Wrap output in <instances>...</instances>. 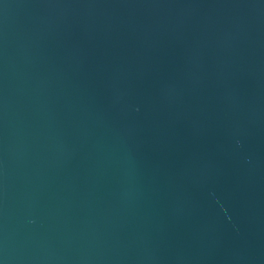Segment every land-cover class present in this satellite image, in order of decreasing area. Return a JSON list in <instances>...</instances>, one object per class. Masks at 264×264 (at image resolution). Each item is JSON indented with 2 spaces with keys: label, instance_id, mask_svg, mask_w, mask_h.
<instances>
[{
  "label": "water",
  "instance_id": "95a60500",
  "mask_svg": "<svg viewBox=\"0 0 264 264\" xmlns=\"http://www.w3.org/2000/svg\"><path fill=\"white\" fill-rule=\"evenodd\" d=\"M0 264H264V0H0Z\"/></svg>",
  "mask_w": 264,
  "mask_h": 264
}]
</instances>
